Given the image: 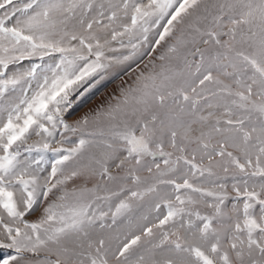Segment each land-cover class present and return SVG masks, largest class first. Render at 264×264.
I'll use <instances>...</instances> for the list:
<instances>
[{"label":"snow or ice","instance_id":"6c2138e0","mask_svg":"<svg viewBox=\"0 0 264 264\" xmlns=\"http://www.w3.org/2000/svg\"><path fill=\"white\" fill-rule=\"evenodd\" d=\"M0 264H264V0H0Z\"/></svg>","mask_w":264,"mask_h":264},{"label":"rangeland","instance_id":"374dc122","mask_svg":"<svg viewBox=\"0 0 264 264\" xmlns=\"http://www.w3.org/2000/svg\"><path fill=\"white\" fill-rule=\"evenodd\" d=\"M134 66V65H133ZM119 83V81L113 82V83H109L108 86L103 90V92L106 94L107 92H110L112 89H114L116 87V85ZM101 99V97L99 95H97V93L94 91L92 94V97L90 98V102L86 103V104H82V105H78L75 108V112L74 115L68 117L69 120H75L77 119L79 116H81L84 112L88 111V109L92 106H94L96 103L99 102V100Z\"/></svg>","mask_w":264,"mask_h":264}]
</instances>
